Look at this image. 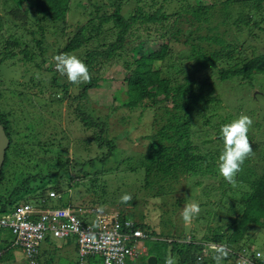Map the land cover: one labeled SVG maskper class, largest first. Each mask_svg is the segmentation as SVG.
I'll use <instances>...</instances> for the list:
<instances>
[{
  "label": "trees",
  "instance_id": "16d2710c",
  "mask_svg": "<svg viewBox=\"0 0 264 264\" xmlns=\"http://www.w3.org/2000/svg\"><path fill=\"white\" fill-rule=\"evenodd\" d=\"M122 1L0 0V12L3 13L0 14V70L8 71L10 75L7 81L0 77V125L9 141L0 169V216L20 205L15 201L19 195H23L21 204L31 203L41 210L68 208L74 211L70 200L63 202L62 198L78 186H83L93 196L91 201H83L78 208L88 209L87 212L94 215L106 213L99 198L117 191L109 190L110 185L102 179L105 174L100 167L118 156L117 149L120 148L116 142L120 136H111L107 122L111 112L100 115L98 107H94L95 102L88 99V92L104 81L107 69L122 66L126 71L123 76L126 100L122 107L128 110L154 107L151 131L145 136V149L142 152L128 150L130 155H126L135 159L126 170L137 173L136 189L154 200L164 198L161 204L169 207L164 215L170 210L172 214L177 212L192 186L197 190L193 199L198 200L201 211L193 218L197 227L189 229L190 238H186L184 231L174 228L176 225L169 227L167 232L163 229V233H156L145 221L142 211L136 210L135 199L127 203L121 200L113 206L120 231L139 230L141 238L137 240V247L140 241L151 240L152 249L159 255L152 256L155 264H159V258L160 264H166L169 254L174 258L173 264H218L206 252L210 244L233 249L219 264H237L240 257L247 258L250 264H264L263 244L259 257L253 249L264 234V139L259 140L253 131L260 124L252 119L248 138L253 151L241 165L235 183L230 184L224 178L216 182L217 177H221L218 158L224 147L217 136L220 127L240 117V113L238 110L235 115L229 114L218 124L210 119L211 111L222 109L216 86L225 84L234 91L251 86L256 75H264V53L247 58L242 43L238 49L218 34V28H226L227 23L237 31L242 30V25L259 27L264 23V0H212L207 5L192 0L193 3L185 2L170 13L164 11L159 0H129L127 3H132L133 9L128 17L123 14ZM235 8L237 11L234 12ZM75 10L80 16L72 21ZM8 15L13 17V28L18 30L13 34L7 33L4 18ZM182 22L196 31L204 25L211 35L199 34L193 38V30L185 33L178 27ZM225 32L224 29L222 34ZM171 40L187 47L182 55L192 61V66L187 65V68L177 55L174 56L176 61L169 64ZM203 41L218 46V49L204 52ZM49 48H52L51 58L66 55L82 60L91 79L78 83L68 81L56 70V62L54 67L50 63L46 55ZM143 60L154 69L145 71L138 66ZM18 69L23 70L22 73L32 69L42 75L46 73L49 81L40 79L36 73L32 74L33 71L27 77L19 76L24 78L18 80L14 75ZM164 70L169 71V76ZM196 75H205V78L197 80ZM59 91L67 96L72 107L66 121L90 133L83 144L87 148L95 144L96 153L91 158L82 160L75 152L73 158H68L61 138L50 134L52 120L45 109L47 117L44 120L48 126L39 133H30V136L26 135L30 128H16L21 112L30 113L31 118L37 116L42 111L38 101L44 100L47 93ZM56 133L66 137L65 133ZM25 152L27 159L36 157L37 153L43 155L44 159L39 161L48 174L42 172L38 164L31 167H26L25 162L22 164ZM250 157L255 164H251ZM189 179L195 180L194 183ZM45 182L53 185L50 190L58 198H48L49 189V192L38 189L37 193H31V183L37 186ZM180 183L184 185L179 190ZM176 192H182L181 198L173 197ZM42 199L44 204L40 202ZM51 200L58 207H54ZM125 206H133L134 210ZM195 230L202 233V237L197 239ZM13 248L16 247L12 242L0 237V264L11 261ZM40 253L36 256V264H52L50 259L41 260ZM99 260L102 264L99 256L88 257L86 264H97ZM124 264H147V260L143 254H138L127 258Z\"/></svg>",
  "mask_w": 264,
  "mask_h": 264
},
{
  "label": "rangeland",
  "instance_id": "374dc122",
  "mask_svg": "<svg viewBox=\"0 0 264 264\" xmlns=\"http://www.w3.org/2000/svg\"><path fill=\"white\" fill-rule=\"evenodd\" d=\"M129 0H123L122 6L124 8L123 14L125 17H128V15L131 13L133 9V4H128ZM185 2L193 3L192 0H166L163 2L162 0H159V3L163 4L164 11L167 13L174 11L175 9L181 7L185 4ZM198 4L201 5H207L212 3V0H196ZM195 3V2H194ZM127 4V6H126ZM126 6V7H125ZM233 11H237V9H233ZM232 11V12H233ZM80 13V12H79ZM76 14V10L73 13L74 17H72V21H75L77 18H79ZM1 15L3 13L0 12ZM5 24L7 27V33L13 34L17 32L18 30L13 28V24L15 21L12 16H6L4 18ZM218 19H216V22ZM209 26V25H208ZM211 26V25H210ZM181 29L183 28L185 30V33H188L190 30H193L191 32V35L193 38L200 35H211L206 30V27L203 25L202 29L200 28L198 31L194 30V28L188 26L186 23H180L178 25ZM241 31L236 30V28L232 24H226V28H223L222 26L218 28V34L219 36L222 35V38L227 43H233L236 45V48L242 43L243 47V54L247 56V58L255 56L259 53H264V23L260 24L259 27L251 28L245 27L244 25L240 26ZM225 29V35L222 34V32ZM201 47L204 52H210L213 50H217L218 46L216 45H210L206 41L201 42ZM187 47H182L181 44L172 42L170 43V51L171 55H169L168 58H170V65L175 60V55H177L178 59L180 61H183L185 63V66L187 65L192 66V61L189 60L188 57L182 55L183 50H186ZM237 49V50H238ZM52 48H49L47 50V57L50 61V63L53 65L55 64V59L51 58ZM129 56V55H128ZM233 56H235V52L233 53ZM176 61V60H175ZM138 66H140L145 71L153 70L154 67L147 63L145 60L142 62H139ZM189 67V66H188ZM187 67V68H188ZM23 70H16L15 74L18 80H22L24 77H19L24 75L27 77L29 74H35L36 71L34 69L30 70L29 73H22ZM166 72V75L169 76V71L164 70ZM126 71L122 68V66H116L107 69L105 72V79L104 81H100L98 83V86L88 92V99L90 102H95L94 107L98 109L99 114H106L111 112V116L107 119L108 122V128L110 129V134L113 137L118 138L117 139V145L120 149L118 150V156L113 157L109 161L105 163L104 166H101L100 169L104 171L105 176L102 177L103 180L107 184L110 185L109 190H116L117 192H110L109 194H103L99 200L102 202L103 211H106L109 215L116 213V210L114 209V205H117L121 202V198L123 195L128 194L131 195L132 199H135V203L137 204L136 210H141L142 214L145 215V221L155 230L156 233L161 234L163 233V229L165 231H168V228L176 225L174 228L178 229L179 231H184V236L186 238H190V235L187 233L189 229H192L193 227H197V222H193L192 219L191 223H187L183 220L181 215V210L186 204L197 202L198 200H194L193 193H196V189H193L192 186H190V189H188V192L185 193L187 196V199L182 201L178 207V210L176 213L172 214V210L169 211V213L163 212L165 210H169V207L167 205H163L162 199L154 200L150 197H146L144 192L137 190L138 183L139 182L137 173H130L126 169L127 167H130L134 164L135 159L130 155V151L132 150L134 152H142L146 145L147 141L145 140V136L150 134L151 131V122L153 119V112L154 107H148L147 109L137 108L135 110H128L126 108L122 107V104L126 100V94H125V84L123 82V76L125 75ZM36 75L42 79L44 78L46 81H49V75L45 73V75H42L41 73L37 72ZM208 76V75H207ZM0 77L7 81L10 79V75L8 71L0 70ZM205 78V75H196L197 80H202ZM218 83L216 77H213ZM46 84V83H45ZM48 84V83H47ZM219 86V87H218ZM216 86V95L219 94V100H220V107L222 109L213 110L210 112L211 115L210 119L215 123L218 124L221 119L225 118L227 115L232 114L235 115L236 111L239 110L240 116L242 115H252L250 117L253 119V121H258L260 124V127L257 128L254 131V135L258 137V139H264V75H256L254 77V80L252 82L251 86H243L239 88L238 90L234 91L227 87L225 84H219ZM73 90H70V93H73ZM75 92V91H74ZM67 96L63 95L61 91L59 92H52L45 94V99L38 101V105L42 107V111L39 114H36L37 116H30V113H27L24 111V113H20L21 120L19 119L18 124L16 128L23 126L30 128V131L27 130L26 135L39 133L44 126H48L47 122H45L44 118H46V111L48 115L51 118V124H50V134H55L56 138L60 139V142L64 144V147L67 148V155L68 158H73V153L82 160L91 158L96 153V147L95 144L87 146L83 144V140L86 139V137H90V133L87 131H83L81 127L74 125V123L68 122L67 116H69L71 113L69 101L66 98ZM97 102V103H96ZM37 104V102H35ZM72 108V107H71ZM38 111H36L37 113ZM54 113V114H53ZM29 117V118H27ZM231 119V118H230ZM234 120V119H231ZM230 120V121H231ZM229 122V118L227 119ZM42 124H41V123ZM66 122L68 124H66ZM41 124V125H40ZM53 125V126H52ZM68 125V126H67ZM35 127V128H34ZM56 132H62L65 133L66 137L62 135L64 140H62V137L58 135ZM31 133V134H30ZM47 136V135H46ZM213 136V135H212ZM47 138V137H46ZM66 140V142H65ZM68 141V142H67ZM217 144V143H216ZM223 145V143H222ZM219 147V145H217ZM224 146V145H223ZM28 147L26 148V150ZM35 149V148H34ZM122 149V150H121ZM127 149V150H126ZM37 152L36 150H34ZM34 155H36L35 153ZM31 154V155H32ZM44 156L37 153V156H31L28 159L26 158V152L25 156L21 159L22 164L25 162L26 167L33 166L34 164H38L40 166V169L42 172H45V174H48L44 164L39 161ZM44 159V158H43ZM27 160L29 162H27ZM251 164L254 163V159L252 157L249 158ZM251 168V165H250ZM30 170V168H28ZM24 170V169H23ZM33 171V170H32ZM25 172V171H24ZM249 175V174H245ZM131 178V179H130ZM249 177H247L248 179ZM219 179H223V177H217L216 182H219ZM131 180H134L131 181ZM132 183H128V182ZM189 181H193L192 179ZM195 181V180H194ZM194 181L192 183H194ZM53 182V181H52ZM10 183H13V181ZM128 183V184H126ZM53 185L54 182L52 183ZM49 182L42 183L40 185H35L34 183L30 184V191L32 193H37L38 189L41 192L44 191H51L50 186L52 187ZM85 185V184H84ZM183 183H180L177 187V189L180 190V188L183 186ZM86 186V185H85ZM107 188V189H108ZM183 189V188H182ZM48 191V192H49ZM125 192V194H124ZM128 192V193H127ZM182 192L178 193L176 192L173 196L175 199L181 198ZM134 196V197H133ZM197 197L200 196L199 194L196 195ZM23 195H19L16 198V203L21 204ZM146 197V198H145ZM93 199V196L90 192H87L84 190L83 186H78L70 189V192L63 196L62 201L63 202H69L71 203V206L75 209L73 213L77 216V218L87 224H93L95 220V215L91 214L90 212H87L88 209L85 208H78L77 206H82V203L91 201ZM145 199V200H143ZM199 199V198H198ZM202 199V198H201ZM200 199V201H201ZM52 201V205L54 207H58L57 203L54 200ZM84 201V202H83ZM142 201L144 203L142 204ZM199 203V202H198ZM135 204V205H136ZM116 207V206H115ZM126 209H132L134 210L133 206H125ZM138 208V209H137ZM263 211H259L258 215L261 216ZM162 216V217H161ZM161 217V218H160ZM166 222L167 224L163 226L160 222ZM162 224V225H161ZM165 227V228H164ZM198 229V228H197ZM202 230L205 229V227H201ZM264 232V231H263ZM195 237L199 239L202 237V233H200L198 230H195ZM261 240L260 242H257L254 246V251L257 252L256 256L259 257V255L262 252L261 245L264 246V234H261ZM0 237H5L8 242L13 241V237L10 235L8 231H2L0 233ZM211 246L209 249H206V252L209 256H213L211 253L213 252L214 247H221L217 246L216 244H210ZM224 247V246H223ZM139 248H142L144 250L143 257L147 260L149 257H157L159 256L158 253H156V249H152V242L151 240H142L139 243ZM227 248V247H226ZM227 249L228 251L233 250ZM40 257L41 260L47 261L51 260L52 264H77L78 260V254L76 250V244L75 240L73 238H70L69 240H55L51 239L49 237L46 238V240L41 244L40 246ZM214 253V252H213ZM11 261L6 262L5 264H26L25 258L23 255V252L19 248H13L11 251ZM169 258L174 259L173 256L170 254L168 255ZM15 261V262H14ZM159 264L161 263V258L158 259ZM97 264H101V261L99 260Z\"/></svg>",
  "mask_w": 264,
  "mask_h": 264
},
{
  "label": "built area",
  "instance_id": "2783aa9c",
  "mask_svg": "<svg viewBox=\"0 0 264 264\" xmlns=\"http://www.w3.org/2000/svg\"><path fill=\"white\" fill-rule=\"evenodd\" d=\"M59 196L50 191L48 198ZM41 204L45 203L42 199ZM115 215L96 213L93 224L81 222L68 208L41 210L31 203H22L12 211L0 216V232L8 231L13 237V245L19 248L28 264H36L35 259L41 244L47 237L55 240H75L79 264L86 259L99 256L102 264H124L129 257L136 256L139 230L121 232ZM125 227H129L125 224ZM238 264H250L240 257Z\"/></svg>",
  "mask_w": 264,
  "mask_h": 264
},
{
  "label": "clouds",
  "instance_id": "9594fccd",
  "mask_svg": "<svg viewBox=\"0 0 264 264\" xmlns=\"http://www.w3.org/2000/svg\"><path fill=\"white\" fill-rule=\"evenodd\" d=\"M54 59L56 61V70L61 75L66 76L68 81L78 83L91 79L87 65L76 56L57 55ZM252 124L253 121L249 116L242 115L220 127L217 139L223 142L224 147L218 158V168L220 175L230 184L235 183V176L241 171V165L253 151L248 138V132ZM121 199L122 202L127 203L132 197L131 195L125 194ZM200 211V204L194 202L186 204L181 210V215L185 222L191 223L192 219L198 216ZM105 214L108 213L106 212ZM137 251L138 254L144 253V250L139 248V246L137 247ZM213 252V259L217 261L218 264L229 255L227 248L223 246L214 247ZM166 264H173V260L168 258Z\"/></svg>",
  "mask_w": 264,
  "mask_h": 264
},
{
  "label": "water",
  "instance_id": "95a60500",
  "mask_svg": "<svg viewBox=\"0 0 264 264\" xmlns=\"http://www.w3.org/2000/svg\"><path fill=\"white\" fill-rule=\"evenodd\" d=\"M8 138L5 135V132L2 128V126L0 125V169L2 167L3 164V160H4V154H5V150L8 146ZM156 260L154 257H149L147 259V264H155Z\"/></svg>",
  "mask_w": 264,
  "mask_h": 264
},
{
  "label": "crops",
  "instance_id": "0c3cea01",
  "mask_svg": "<svg viewBox=\"0 0 264 264\" xmlns=\"http://www.w3.org/2000/svg\"><path fill=\"white\" fill-rule=\"evenodd\" d=\"M1 239L5 240V237H3V238H1Z\"/></svg>",
  "mask_w": 264,
  "mask_h": 264
}]
</instances>
